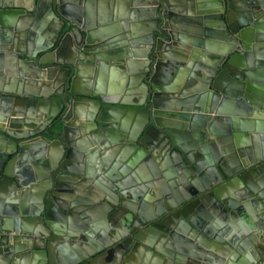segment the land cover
Masks as SVG:
<instances>
[{
  "label": "water",
  "instance_id": "1",
  "mask_svg": "<svg viewBox=\"0 0 264 264\" xmlns=\"http://www.w3.org/2000/svg\"><path fill=\"white\" fill-rule=\"evenodd\" d=\"M113 3L0 0V264H252L264 247V0ZM96 65L117 72L116 89ZM100 141L101 186L74 160ZM121 168L149 193L116 181ZM76 215L102 226L90 251Z\"/></svg>",
  "mask_w": 264,
  "mask_h": 264
},
{
  "label": "crops",
  "instance_id": "2",
  "mask_svg": "<svg viewBox=\"0 0 264 264\" xmlns=\"http://www.w3.org/2000/svg\"><path fill=\"white\" fill-rule=\"evenodd\" d=\"M117 0H111V3H113L114 5V10L116 9L117 11L121 10L122 7H123V0H118L119 2L117 3L116 2ZM104 4V5H103ZM100 7L101 9L105 8V7H109V4L107 2H104V1H101L100 2ZM98 8V7H97ZM121 8V9H120ZM139 22H134V25H138ZM214 41V40H213ZM212 41V42H213ZM109 63H108V67H109ZM99 71V73H98ZM85 76L88 78L87 74H82V76ZM92 75L94 76V78L96 79H99V82L102 81L103 83H105L104 85H108V83L111 81V89H116V86H117V83H116V75H117V72H113V71H108V69L105 67H101L100 65H96L92 71ZM99 77V78H98ZM80 82H83L84 79H79ZM36 85H33L31 84L30 85V89H34ZM46 86V85H45ZM102 89H104V86L102 87ZM38 91L41 90V88L39 87L38 85V89H36ZM13 127H19L21 128L22 126H13ZM24 128H26V126L24 125ZM79 138V137H78ZM29 143V146L32 147L34 144L37 143L36 141V138H33L31 141L28 142ZM80 145L84 144V142H79ZM103 144L102 141H100V145L96 144V146L90 148L88 151L86 152H83V151H77V153L75 154V162H77V164H80L83 168H87V171L91 172V173H96L97 172V169L102 167V164H103V160L106 159V161L108 160L107 155H108V152L106 150H102L101 149V145ZM59 149V146H54L53 144H47V149H46V152H47V157L48 155H51L53 156L52 154L53 153H56V151ZM122 155V154H121ZM113 160V158H112ZM166 169V168H165ZM155 172L151 171L150 167L146 166L144 167V175L147 177V180L151 179L152 176L154 175ZM99 177L101 178V175L99 174L98 175V178L95 179L94 181H97L99 183V185L101 186V183L99 182L100 179ZM153 179V178H152ZM103 180V178L101 179ZM167 182H170L167 180ZM171 183V182H170ZM162 187H166L167 189H169V187H173L172 183H171V186L169 185H161ZM176 193L179 195V196H182V195H185L186 191L185 189L183 188V186L180 184V181H179V184L176 185V188H174ZM84 197H89L87 195V192L86 191H83V193L81 195H77L76 198H78L80 200V202H83L85 201L86 203V199L85 198H82L83 196ZM84 211H86L87 213L90 211V207L88 205V201H87V205H84ZM262 214L264 215V210H262ZM99 217V216H97ZM242 221V219H240ZM70 221L71 225L75 227L76 230H73V231H77L79 230L80 232L84 233L85 236L82 238L79 237L80 241L81 242L80 244L85 246L83 247L85 249V251H90L93 249V246L95 244V241L97 239V237L100 236V233H101V227L102 226H98L95 229H92L91 227H87L85 226V218H81L80 216L76 215V217H73L71 218V220H68ZM243 224V228L241 227V229L243 230H248V226L246 225V223L242 222ZM260 223L262 225H264V219H260ZM84 228L86 230H84ZM109 228V227H108ZM249 231H247L246 233H248ZM108 233V229H107V232ZM258 239H259V243H262L261 242V236L258 235ZM263 241H264V238H263ZM98 246V245H97ZM247 251H249L247 249ZM262 253H263V256L259 255V251H256V250H251V252L249 253V257H247V259H250V263L254 264L256 263L257 261L259 262L260 259H263L264 258V247H262ZM64 260V259H63Z\"/></svg>",
  "mask_w": 264,
  "mask_h": 264
},
{
  "label": "flooded vegetation",
  "instance_id": "3",
  "mask_svg": "<svg viewBox=\"0 0 264 264\" xmlns=\"http://www.w3.org/2000/svg\"><path fill=\"white\" fill-rule=\"evenodd\" d=\"M116 11V10H115ZM177 15H179V16H181V15H183L182 13H177ZM197 16H199V15H197ZM197 16H192V18H195L196 19V17ZM136 22H139V24L138 25H134V23L133 22H131L130 24L131 25H133V27H134V29H135V32H137V33H140L141 32V30L140 29H142V22H140V20L139 21H136ZM133 23V24H132ZM164 27V25L158 30V36H157V39L159 40L160 38H164L165 37V35L168 33V30H166V29H164L163 28ZM73 45L71 46V48H70V50L72 51V52H74L73 51ZM82 142H84V144L86 143L85 141H82ZM103 142V141H102ZM84 144H82L81 146H84ZM104 144V143H103ZM102 144V145H103ZM118 152H115V154L114 155H116V156H118L119 155V158L120 157H123V156H125V154H126V150L125 151H120V150H118V149H116ZM121 153H122V155H121ZM127 160H129V158H127ZM141 162H143L142 164H141V168L139 169V172L141 173V175H143L146 179H147V177L144 175V167H146V166H148V162H147V159H146V157H143L142 159H141ZM104 164V163H103ZM149 167V166H148ZM102 169V167H100V168H98L97 169V172L96 173H98V174H100L99 172H100V170ZM121 169H124V171L123 170H120L119 172H120V175L117 177L118 179H116V181H118L119 180V183L120 184H122V185H125V184H127V183H132V184H134L135 183V185L138 187V189H136L135 191H138L139 192V187H143V184H144V187H145V185H146V183H147V181H145V180H141V179H139V178H137V181H136V179H135V177L137 176H135V174L137 173V170H135V169H133V170H129V169H126V168H121ZM161 170H163V169H161ZM101 178H102V175H101ZM133 181H134V183H133ZM146 183H145V182ZM104 182H107V181H104ZM99 183H97V185H98ZM95 187V189H98L97 188V186L95 185L94 186ZM143 190H144V188H142ZM145 189H146V191L149 193V191L147 190V188L145 187ZM131 190H133V189H131ZM78 195V191L76 190L75 191V193H74V198H76V196ZM144 197H139L136 201H138V200H141V199H143ZM136 201H134L131 197L129 198V200H128V202L129 203H135ZM141 201H143V200H141ZM144 202V201H143ZM145 203V202H144ZM145 205H146V208L149 210L150 209V207H151V205H150V203L149 202H147V203H145ZM147 210V211H148ZM91 211H93L97 216H99L100 215V210L96 207V208H94L93 210H91ZM85 226L87 225V227H90L87 223H86V220H85ZM90 224V223H89ZM86 227V228H87ZM84 230H85V228H84Z\"/></svg>",
  "mask_w": 264,
  "mask_h": 264
},
{
  "label": "built area",
  "instance_id": "4",
  "mask_svg": "<svg viewBox=\"0 0 264 264\" xmlns=\"http://www.w3.org/2000/svg\"><path fill=\"white\" fill-rule=\"evenodd\" d=\"M256 264H264V258L261 259L259 262H257Z\"/></svg>",
  "mask_w": 264,
  "mask_h": 264
}]
</instances>
